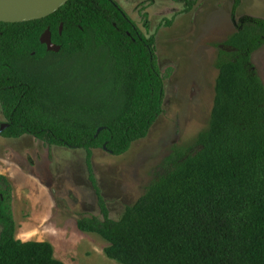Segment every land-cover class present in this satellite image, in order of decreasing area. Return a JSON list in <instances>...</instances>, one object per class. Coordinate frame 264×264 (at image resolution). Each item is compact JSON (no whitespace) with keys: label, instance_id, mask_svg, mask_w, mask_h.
I'll return each instance as SVG.
<instances>
[{"label":"trees","instance_id":"16d2710c","mask_svg":"<svg viewBox=\"0 0 264 264\" xmlns=\"http://www.w3.org/2000/svg\"><path fill=\"white\" fill-rule=\"evenodd\" d=\"M241 4L234 0L237 29L219 48L207 128L174 151L119 220L98 186L93 151L127 154L163 115L155 37L114 0H71L43 20L0 23L2 136L87 152L101 217L81 218L77 228L102 237L118 264H264V83L253 63L264 19L236 23ZM48 30L59 53L41 43ZM13 198L0 174V264H65L51 243L17 238Z\"/></svg>","mask_w":264,"mask_h":264},{"label":"rangeland","instance_id":"374dc122","mask_svg":"<svg viewBox=\"0 0 264 264\" xmlns=\"http://www.w3.org/2000/svg\"><path fill=\"white\" fill-rule=\"evenodd\" d=\"M114 1L145 36L155 37L165 85L163 115L147 138L123 156L93 151L98 186L111 219L119 220L125 208L164 174L174 151L194 145L207 128L214 107L219 48L237 26L231 16L234 0ZM192 2V10L186 12ZM245 17L264 19V0H242L236 23ZM253 63L264 83V47L253 55ZM0 124H6L1 104ZM86 159L85 150L49 147L29 135L21 139L0 135V168L16 181L13 210L18 231L34 228L25 239L57 235L60 240L51 244L56 246V258L66 264H118L106 256L109 244L102 237L77 228L81 218L101 217ZM18 169L22 177L16 180Z\"/></svg>","mask_w":264,"mask_h":264},{"label":"water","instance_id":"95a60500","mask_svg":"<svg viewBox=\"0 0 264 264\" xmlns=\"http://www.w3.org/2000/svg\"><path fill=\"white\" fill-rule=\"evenodd\" d=\"M71 0H0V23L21 24L46 19L66 6ZM63 26L61 27V31ZM49 52L59 53L61 47L53 43L52 34L48 30L41 38ZM2 125L0 135L8 128ZM101 132V131H99ZM104 150L108 151L107 147Z\"/></svg>","mask_w":264,"mask_h":264},{"label":"crops","instance_id":"0c3cea01","mask_svg":"<svg viewBox=\"0 0 264 264\" xmlns=\"http://www.w3.org/2000/svg\"><path fill=\"white\" fill-rule=\"evenodd\" d=\"M24 170V169H23ZM18 172L19 173H17L15 176H14V178L17 180V178H21L22 177V173H21V169H18ZM0 174L1 175H4V176H7L8 177V179L10 180V182H11V184H12V186L14 187V182H16L13 178H12V176H11V174L9 173V171H7V170H5V169H2V168H0ZM24 174L26 175V176H29L30 177V179H32V180H35V179H33L32 178V176H30L31 174H29V173H27L25 170H24ZM24 186H25V184H24ZM14 198H15V190H14ZM14 214H15V211H14ZM31 224H33V223H31ZM37 225L38 224H36V226H35V229L37 228ZM34 228H28L27 230H26V228L25 229H21V231H18V227H17V236H18V239L19 240H22L23 242H27V240L25 239V238H28V236H30L28 233L30 232V231H32ZM58 240H60L58 237H57V235H55V234H53V233H49L48 235H47V237H45V238H40V239H38V241H35V242H49V243H55V242H57ZM53 244H52V246H53ZM55 245V244H54ZM54 247V250H55V253H56V257H58V254H57V249H55L56 248V246H53ZM61 259V258H60ZM60 261H64L63 259H61ZM65 263V262H64ZM66 264V263H65Z\"/></svg>","mask_w":264,"mask_h":264}]
</instances>
